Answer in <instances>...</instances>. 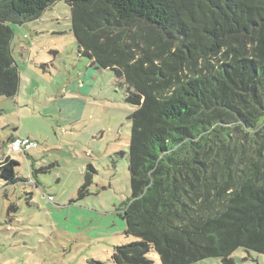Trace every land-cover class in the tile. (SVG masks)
I'll use <instances>...</instances> for the list:
<instances>
[{
  "label": "trees",
  "instance_id": "16d2710c",
  "mask_svg": "<svg viewBox=\"0 0 264 264\" xmlns=\"http://www.w3.org/2000/svg\"><path fill=\"white\" fill-rule=\"evenodd\" d=\"M60 2L79 55L123 79L137 107L122 214L137 240L114 264H153V251L162 264L264 255V0H0V98L20 89L12 25ZM12 140L0 147L7 185L21 180L3 150ZM84 180L80 198L88 170Z\"/></svg>",
  "mask_w": 264,
  "mask_h": 264
},
{
  "label": "rangeland",
  "instance_id": "374dc122",
  "mask_svg": "<svg viewBox=\"0 0 264 264\" xmlns=\"http://www.w3.org/2000/svg\"><path fill=\"white\" fill-rule=\"evenodd\" d=\"M12 28L20 89L15 99L0 98V147L12 135L40 146L29 153L3 149L19 162L21 180L7 185L0 176V264H114L115 248L137 240L126 235L122 218L132 195L137 107L127 101L123 79L79 55L65 2ZM87 170L92 185L80 198ZM150 258L162 264L156 251ZM233 258L264 264L263 254L243 248Z\"/></svg>",
  "mask_w": 264,
  "mask_h": 264
},
{
  "label": "built area",
  "instance_id": "2783aa9c",
  "mask_svg": "<svg viewBox=\"0 0 264 264\" xmlns=\"http://www.w3.org/2000/svg\"><path fill=\"white\" fill-rule=\"evenodd\" d=\"M40 143L34 139L26 137L14 138L9 144V149L14 153H29L33 149L39 148Z\"/></svg>",
  "mask_w": 264,
  "mask_h": 264
},
{
  "label": "crops",
  "instance_id": "0c3cea01",
  "mask_svg": "<svg viewBox=\"0 0 264 264\" xmlns=\"http://www.w3.org/2000/svg\"><path fill=\"white\" fill-rule=\"evenodd\" d=\"M17 137H21V136H19V135H12L10 138H17ZM9 138V139H10ZM9 142V141H8ZM2 155H3V152L1 151V149H0V158H2Z\"/></svg>",
  "mask_w": 264,
  "mask_h": 264
}]
</instances>
